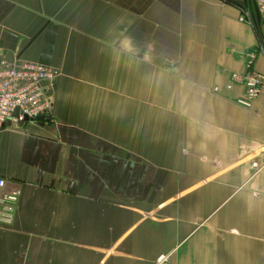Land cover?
Instances as JSON below:
<instances>
[{
  "label": "crops",
  "instance_id": "0c3cea01",
  "mask_svg": "<svg viewBox=\"0 0 264 264\" xmlns=\"http://www.w3.org/2000/svg\"><path fill=\"white\" fill-rule=\"evenodd\" d=\"M243 5L0 0V55L60 72L49 122L0 130V264H264V93L228 89L264 48Z\"/></svg>",
  "mask_w": 264,
  "mask_h": 264
},
{
  "label": "built area",
  "instance_id": "2783aa9c",
  "mask_svg": "<svg viewBox=\"0 0 264 264\" xmlns=\"http://www.w3.org/2000/svg\"><path fill=\"white\" fill-rule=\"evenodd\" d=\"M230 4L237 2L240 16L239 21L252 23L249 11L244 7L246 0H219ZM257 11L264 13V0H252ZM264 53L262 45L259 51L248 55L246 71L242 74L231 75L228 89L233 85H240L244 89V96L236 102L238 105L252 109L254 101L264 93V75L252 68L253 61L258 54ZM60 72L52 67L33 62H11L0 55V130L7 123L19 125L25 123L24 117L36 121L37 118L50 117L53 100L50 95ZM19 110V116L14 113ZM258 170L260 165L254 163ZM5 187V180L0 178V191Z\"/></svg>",
  "mask_w": 264,
  "mask_h": 264
},
{
  "label": "water",
  "instance_id": "95a60500",
  "mask_svg": "<svg viewBox=\"0 0 264 264\" xmlns=\"http://www.w3.org/2000/svg\"><path fill=\"white\" fill-rule=\"evenodd\" d=\"M14 116L15 117H18L19 116V110H16L15 111ZM50 119H51L50 117H43V116H41V117H39V118L36 119V122H43V123L44 122H49ZM24 121L25 122H30V121H33V120H30L28 117L25 116L24 117Z\"/></svg>",
  "mask_w": 264,
  "mask_h": 264
},
{
  "label": "trees",
  "instance_id": "16d2710c",
  "mask_svg": "<svg viewBox=\"0 0 264 264\" xmlns=\"http://www.w3.org/2000/svg\"><path fill=\"white\" fill-rule=\"evenodd\" d=\"M230 4L235 5V6H240L239 3L237 2H231Z\"/></svg>",
  "mask_w": 264,
  "mask_h": 264
}]
</instances>
